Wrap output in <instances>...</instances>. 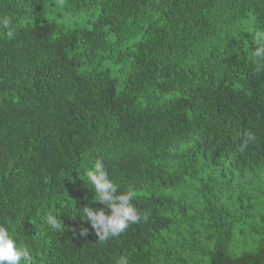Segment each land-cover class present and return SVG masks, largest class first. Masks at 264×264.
I'll return each mask as SVG.
<instances>
[{"label": "trees", "instance_id": "1", "mask_svg": "<svg viewBox=\"0 0 264 264\" xmlns=\"http://www.w3.org/2000/svg\"><path fill=\"white\" fill-rule=\"evenodd\" d=\"M58 6L87 28L47 21ZM4 16L0 226L31 264H264V0H0ZM98 159L142 217L105 242L80 215L105 208Z\"/></svg>", "mask_w": 264, "mask_h": 264}, {"label": "clouds", "instance_id": "2", "mask_svg": "<svg viewBox=\"0 0 264 264\" xmlns=\"http://www.w3.org/2000/svg\"><path fill=\"white\" fill-rule=\"evenodd\" d=\"M11 23L7 16L0 17V28L8 29ZM7 35L11 38L13 32L10 30ZM252 40V57L257 62L258 70H264V28L257 29L252 35ZM84 177L90 188L95 191V202L105 205V208L85 206L80 210L81 217L95 230L99 241L105 242L117 237L131 224L140 222L141 213L133 204L135 190H121V186L109 177L102 160H96L90 169H86ZM47 224L52 229L61 228L60 220L55 215L47 216ZM80 234L86 235L87 229H82ZM32 259V249L17 244L10 230L0 226V264H31ZM117 264H129L127 257H120Z\"/></svg>", "mask_w": 264, "mask_h": 264}, {"label": "rangeland", "instance_id": "3", "mask_svg": "<svg viewBox=\"0 0 264 264\" xmlns=\"http://www.w3.org/2000/svg\"><path fill=\"white\" fill-rule=\"evenodd\" d=\"M62 7H46L45 8V18L47 21L52 20L55 15H59L60 17L58 18L59 21L63 22L64 24H67V26L69 28H74V27H86L87 28V23L85 21L84 15H76V16H72L70 17L69 15H67L65 12L62 11ZM249 31H253L252 28H249ZM104 68H107L111 71L114 70L113 67H111L108 64L104 65Z\"/></svg>", "mask_w": 264, "mask_h": 264}]
</instances>
